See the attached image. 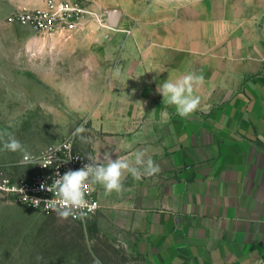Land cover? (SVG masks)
<instances>
[{
  "label": "crops",
  "instance_id": "1",
  "mask_svg": "<svg viewBox=\"0 0 264 264\" xmlns=\"http://www.w3.org/2000/svg\"><path fill=\"white\" fill-rule=\"evenodd\" d=\"M120 5L131 36L84 38L103 89L84 112L90 154L95 163L105 155L134 162L145 150L159 172L125 174L120 193L94 184V228L112 230L151 264H264V0L108 7ZM188 73L204 82L194 92L200 106L182 118L159 85Z\"/></svg>",
  "mask_w": 264,
  "mask_h": 264
},
{
  "label": "rangeland",
  "instance_id": "2",
  "mask_svg": "<svg viewBox=\"0 0 264 264\" xmlns=\"http://www.w3.org/2000/svg\"><path fill=\"white\" fill-rule=\"evenodd\" d=\"M47 1L0 0V133H12L31 155H37L83 124L87 131L82 135L89 139L77 138L76 149L92 157L94 135L84 112L95 108L103 89L98 88L102 81L97 70L90 67L96 64V54H84V44L88 50L84 38L87 33L94 38L99 33L105 40L129 37L132 29L121 27L122 16L118 26L110 24L112 11L125 7H108L114 0H78L113 29L86 15L85 28L68 40L15 20L18 12L41 9ZM109 81L105 74L103 83ZM21 159L19 152L0 150V175L11 180L36 175V167L21 164ZM96 214L84 223L64 220L56 212L32 209L0 191V264H93L94 257L102 264H151L112 230L98 232L93 223ZM38 255L44 259L37 261Z\"/></svg>",
  "mask_w": 264,
  "mask_h": 264
},
{
  "label": "clouds",
  "instance_id": "3",
  "mask_svg": "<svg viewBox=\"0 0 264 264\" xmlns=\"http://www.w3.org/2000/svg\"><path fill=\"white\" fill-rule=\"evenodd\" d=\"M113 74L119 78L121 76L120 69H115ZM203 82L204 77L202 75L188 73L175 81L170 79L164 81L159 85V93L163 96V102L176 107L177 114L180 117L188 118L200 106V97L195 95L194 92ZM85 131L87 129L82 124L76 127L72 137L79 138L82 142H88L89 138L82 135ZM0 142L3 144V148L0 150L22 154L21 164L33 163L27 148L12 133H0ZM134 155V162L124 158L113 160L111 156L105 155L106 164L93 163L92 157H88L91 163L84 165L78 170L67 171L56 179L51 186L42 184L40 186L41 190L53 192V189H55L54 196L58 198L56 200H48L49 208L55 211L59 218L64 220L70 216L76 217L77 215L83 218L86 215L83 211L84 209L91 212L96 208L94 203L90 204L85 199V188L88 182L103 185L107 193H112L113 191L120 193L123 190L122 180L125 174H131L134 179L139 180L142 176H153L159 172V166L155 164L151 157L145 158L147 156L145 150H137ZM33 201V205L39 207L41 201L38 199ZM36 259L37 261H42L44 258L38 255ZM93 264H102V262L99 258L94 257Z\"/></svg>",
  "mask_w": 264,
  "mask_h": 264
},
{
  "label": "built area",
  "instance_id": "4",
  "mask_svg": "<svg viewBox=\"0 0 264 264\" xmlns=\"http://www.w3.org/2000/svg\"><path fill=\"white\" fill-rule=\"evenodd\" d=\"M86 15L93 16L99 24L107 29H113L106 22H103L102 15L98 12H91L81 6L78 0H48L45 6L33 12H18L14 17L21 25L32 26L45 33L58 34L68 40L76 32L85 28ZM84 18V23H83ZM260 24L264 30V15L260 19ZM73 133V132H72ZM72 133L61 140L49 145L37 155H31L32 164L37 169L36 175L28 180H11L0 175V191L11 200L26 204L32 209L45 213L55 212L49 208L48 200H56L54 191L41 190V185L51 186L56 179L69 170H78L84 165L91 163L87 155L76 149L77 138L72 137ZM70 145V147H69ZM92 162L95 163L92 158ZM91 180V178H90ZM85 199L90 204H95L96 208L80 218L70 216L74 222L84 223L94 216L101 208L100 199L94 184H86ZM34 199L41 201L39 207L34 206Z\"/></svg>",
  "mask_w": 264,
  "mask_h": 264
},
{
  "label": "water",
  "instance_id": "5",
  "mask_svg": "<svg viewBox=\"0 0 264 264\" xmlns=\"http://www.w3.org/2000/svg\"><path fill=\"white\" fill-rule=\"evenodd\" d=\"M121 16H122L121 10H113L110 24L114 27L118 26Z\"/></svg>",
  "mask_w": 264,
  "mask_h": 264
}]
</instances>
